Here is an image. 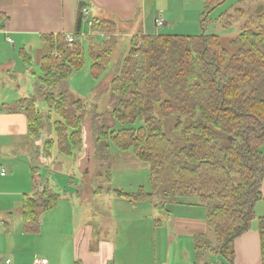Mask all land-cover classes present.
<instances>
[{"label": "trees", "instance_id": "1", "mask_svg": "<svg viewBox=\"0 0 264 264\" xmlns=\"http://www.w3.org/2000/svg\"><path fill=\"white\" fill-rule=\"evenodd\" d=\"M224 1L203 0L201 25L206 14ZM243 16L242 9H235L232 14L221 13L218 20L228 28ZM81 21L79 14L71 45L64 34L45 37L39 71L33 73L35 89L17 101L33 143L40 139L45 124H50L43 143L47 157L54 149L73 157L82 147L88 102L72 100L63 89V82L84 64L82 39L89 42V73L94 80L112 63L114 23L92 19L91 34L84 36ZM93 34L106 37L101 44L95 43ZM232 43L239 46L228 55L216 34L131 36L107 84L113 100L109 114L117 127L95 125L100 114L97 106L92 109L93 157L107 159L112 144L148 163L150 190H113L119 197L146 201L159 194L164 199L198 197L215 236L210 250L222 264H234L233 242L256 220L264 264V215L255 213L257 202L264 200L260 190L264 180V11L248 17ZM25 60L29 65L27 56ZM38 102L46 109L41 110ZM169 118H174L173 129L179 132L176 141L165 130L164 120ZM165 172L168 187L164 186ZM105 177L111 182L110 167ZM60 197L47 185L23 195V232L38 233L40 214L55 207Z\"/></svg>", "mask_w": 264, "mask_h": 264}, {"label": "crops", "instance_id": "2", "mask_svg": "<svg viewBox=\"0 0 264 264\" xmlns=\"http://www.w3.org/2000/svg\"><path fill=\"white\" fill-rule=\"evenodd\" d=\"M180 2L181 9L175 13L171 0H165L164 5L157 0H0V167L6 168L8 174L6 183L0 185V195H14V201L21 207L22 196L34 191L36 178L41 179L44 186L54 189L59 182L56 174L61 175L64 167L57 150H52L47 158L39 153L42 137L34 143L29 139L26 116L17 102L35 89L33 73L37 72L34 68L40 66L46 49L45 37L75 33L80 4L89 10V19L114 23L115 43L122 37L163 34V29L172 30L177 24L194 27L198 22L193 17L197 16L195 8L190 10L189 20L184 14L185 0ZM172 10L174 13H169ZM158 17L166 18L163 24L168 26L162 29L157 26L155 20ZM84 24L82 20L80 32ZM90 34L89 30L85 35ZM92 36L95 39L106 37L104 34ZM52 157L57 160L54 171L48 163ZM75 159L78 167V155ZM36 164L44 166V177L40 176ZM32 168H37L35 176ZM19 170L23 171L22 175ZM14 183L18 188H9ZM260 190L264 195V180ZM100 192L94 190L91 196L90 191L82 195L77 191L73 197L61 195L55 207L40 214V231L35 234L23 232L20 213L17 235L35 244L38 240L44 241L46 249L40 258H47L49 264H59L60 260L62 264H208L219 260L210 250L215 244V236L207 225L205 205L174 200L173 210H167L162 218H155L158 213L153 200H136L113 193L104 201L100 199ZM260 202L264 204V200L257 204ZM0 212L5 214L0 225L11 231L13 210ZM161 229L169 235L165 234L157 242L156 235ZM156 245L161 247L160 262H157ZM151 249L155 262L142 261L145 251ZM233 250L234 264H261L257 221L234 240ZM8 252L10 254L12 250ZM197 252L201 254L196 255ZM6 257L0 256V264L4 259L13 264L12 259ZM35 257L38 256L30 258L27 264H33Z\"/></svg>", "mask_w": 264, "mask_h": 264}, {"label": "rangeland", "instance_id": "3", "mask_svg": "<svg viewBox=\"0 0 264 264\" xmlns=\"http://www.w3.org/2000/svg\"><path fill=\"white\" fill-rule=\"evenodd\" d=\"M158 3L161 2L163 5L165 0H157ZM175 6V13L179 12L181 9V2L180 0H171ZM157 3V2H156ZM155 3V4H156ZM184 5V14L185 18H189L190 20V13L191 9L195 8V14L198 22L195 24L194 27L187 26L185 24H177L176 27L172 30L163 29L161 33L170 32L172 34L177 35H198V34H216L219 36L222 46L227 50L228 55L233 54L238 49L237 43H232L233 40L239 35L241 26L244 21L248 17H256L262 11H264V0H225L221 5L217 6L213 9L210 13L206 14L205 19L203 21V25H201L202 13L204 9L203 0H185ZM162 6V5H160ZM235 9H242L244 16L241 17L238 21L234 22L232 26L228 28H224L220 20H218L219 15L221 13H229L232 14ZM187 10V11H186ZM169 13H174V11H170ZM169 16V15H167ZM204 17V16H203ZM166 19V18H165ZM164 19V20H165ZM169 19V17H168ZM167 20V19H166ZM87 23L84 24L82 29V35L89 34V29L86 26ZM164 26H168L162 24L159 26L161 29ZM82 39V38H81ZM100 39V40H99ZM95 39L93 37V41L95 43H100L103 41V38ZM129 37H122L121 39H117V42L113 46V57L111 65L106 69V71L101 75L99 80H94L89 73V67L91 64V60L88 54V45L89 42L87 38L82 39L83 46L86 49L85 56H84V64L82 68L78 71H75L71 74L66 82H63V89L69 91L70 98L72 100L76 99H85L88 102V111L84 117L82 122V147L81 149L77 150L73 157H68L62 153V171L60 172L61 175L58 173L56 176L59 180L58 186H54V190L60 193L62 196L73 197L77 194V191L80 195L89 192V196L92 195V191H96L97 189L101 192L99 193L100 199L107 201V197L114 195L113 190H121L127 193H133L138 190L139 187L144 188L146 191L150 190V180H149V165L146 162H142L138 160L132 153L131 150L128 151H120L115 146L111 144L109 152L110 156L107 159L99 157L95 159L93 157L94 150H95V142H94V133H93V121L92 118V109L93 107L97 106V112L100 114V117L95 119V125H107L110 127H117V123L113 122L111 116L109 114V110L112 106L113 100L110 97V93L107 89V84L110 80V77L113 73V69H116V65L119 62L120 56L124 53L128 48ZM94 43V44H95ZM96 45V44H95ZM38 69H37V68ZM34 70H39V67L36 66ZM38 106L41 110L45 108L42 102H38ZM46 109V108H45ZM155 114H158V109H156ZM55 119L53 115L51 121ZM165 130L168 133L169 137L173 140H177L179 138V132L173 129L175 125L174 118H169L168 120H164ZM47 134H50V124L46 123L44 127V131L41 135L42 137V144H41V155L47 158L43 150V143L47 138ZM261 151L264 154V142L261 147ZM53 152V151H51ZM58 152V151H57ZM78 155L80 159V165L78 167L75 166L77 163V159L75 156ZM55 157L48 162L51 170L54 171V163L57 160ZM48 160V159H47ZM27 167L28 164L26 163ZM38 167V171L40 176L44 177V166L42 164H36ZM110 167L111 170V182H108L105 177L106 169ZM22 175L23 171L19 170L18 172ZM168 172L164 174V182L165 187H168L169 184L167 180L169 179ZM8 177L0 176V185L4 184L5 179ZM52 179V178H51ZM37 181L41 179L36 178ZM53 180V179H52ZM6 183V182H5ZM9 188H18L15 183ZM87 194V193H86ZM16 197L14 195H0V210H13L14 218L11 224V231L13 233L9 234L11 231H6L0 225V256L6 257L9 256L13 264L14 261H18L20 264H27L30 258H34V256H38L40 258L45 251L46 247L44 245V241H39L33 243L30 240H26V238L21 239L17 233H19L20 227L18 226V215L21 213V207L18 205V202H15L14 199ZM180 200L182 202L194 203L198 202L200 204L199 198L195 196H186L183 198H170L164 199L162 194H159L154 197L153 202L156 204V209L158 215L155 218H162L165 216V212L167 210H173L172 201ZM93 206V205H90ZM165 207V209L162 208ZM101 207V205H100ZM258 207V208H257ZM256 213L257 215L264 214V204L258 203L257 204ZM106 206H103L105 209ZM93 210V209H92ZM198 212L200 210H197ZM196 211V212H197ZM94 212V211H93ZM46 213V212H45ZM42 214V213H41ZM42 215V219H43ZM5 218V214L0 212V220ZM41 216L39 217L40 221ZM48 219V223H49ZM22 223V222H21ZM164 223V221H163ZM256 223V220L253 221V224ZM22 226V224H21ZM165 228V226H164ZM21 231V230H20ZM40 231V230H39ZM159 235H156V240L163 239L169 233L165 229H161ZM62 237V236H61ZM181 242V241H180ZM183 245L186 246V240H184ZM13 246L14 248L12 249ZM157 246V262H160L162 254H161V247ZM8 250H12V253L9 254ZM15 250H18L15 253ZM22 252V253H21ZM201 252H197L196 255H200ZM209 257V255H208ZM8 258V257H6ZM142 261H152L155 262L153 250L151 249L149 252L147 250L142 256ZM217 258V257H216ZM62 260L59 261V264Z\"/></svg>", "mask_w": 264, "mask_h": 264}, {"label": "built area", "instance_id": "4", "mask_svg": "<svg viewBox=\"0 0 264 264\" xmlns=\"http://www.w3.org/2000/svg\"><path fill=\"white\" fill-rule=\"evenodd\" d=\"M79 14L81 15V20H83L85 23H87L88 29L91 25V19H89V10L87 7L82 6L79 8ZM155 23L157 26H161L164 23L163 18L158 17L155 20ZM82 34V32H80ZM65 39L69 45H71L74 41V34H65ZM7 170L4 167H0V176H4L6 174ZM44 188V185L36 180V183L34 185V190H42ZM3 264H10V261L8 259L3 260ZM33 264H49L47 258H38L35 257ZM208 264H222L220 260L211 261Z\"/></svg>", "mask_w": 264, "mask_h": 264}]
</instances>
